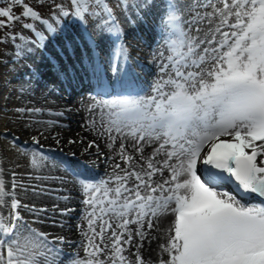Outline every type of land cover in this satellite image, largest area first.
<instances>
[{
    "label": "bare ground",
    "instance_id": "1",
    "mask_svg": "<svg viewBox=\"0 0 264 264\" xmlns=\"http://www.w3.org/2000/svg\"><path fill=\"white\" fill-rule=\"evenodd\" d=\"M201 1H177L180 19L183 21V24L177 26V33L184 36L182 44L178 41L177 55L185 57L182 63L185 65L178 64L177 69H188L192 75L179 80L175 88L198 97L201 106L199 111L202 114L201 122L191 139L196 141L198 134L207 133L210 130L209 124L213 125V135L221 132L235 136V139L229 140L235 141L239 153L248 155L259 152L253 165L258 170V178H263L262 135L248 120L222 128L221 115L218 114L221 108L216 105L219 103L221 106L225 96L215 82L223 74L229 75V60L224 58L220 61L219 53L229 50L235 41L239 43L241 33L250 31L249 34H253L254 29L249 24L255 21L259 23L264 19V1ZM137 3L142 10L149 8L146 0H137ZM36 15L35 13L34 17ZM138 22L140 21L129 17L122 22L124 30L129 31L124 41L128 40L131 45V29ZM158 25H161L159 30L162 31L159 45L152 50H144L142 46L138 54L142 61L140 64L143 63L147 70L152 68L153 71L151 78L147 79L149 88L146 93L132 100L136 116L128 117L121 112L124 105L122 98L107 102L89 97L70 99L64 90L57 87L50 90L51 94L43 93L31 98V107H37L40 112L34 114L32 126L27 125L25 135L30 143L43 150L50 149L77 156L88 167L102 171L103 183L81 182L75 175H69L61 162L32 153L37 179L53 187L49 190L50 193L64 194L67 197L31 195L28 196V202L35 208H43L45 214L54 217L53 223H44L41 229L54 238L56 245L72 251L73 259L67 261L54 247L28 237L24 243L27 242V247L39 244V256L27 253L13 260V264H31L25 259L39 264H181L183 242L181 232L177 229V209L186 204L196 192L189 167L198 160L201 147L205 143L209 144L212 138L204 143L201 141L200 145H203L196 150L195 143L187 147L183 144L185 139L167 137L161 128L152 124L157 121V117L152 119V123L147 120L148 116L156 112V102L160 101L163 107L171 108L172 103L167 102V96L168 91L174 88L167 77L170 64L166 53L170 48L163 43L171 34L173 41L177 39L174 34L175 26L167 21L165 24L159 21ZM153 31H157L155 25ZM110 33V29L105 28L96 35L104 38ZM262 42L260 38V43ZM181 45L185 48H180ZM218 46L222 48L221 51ZM240 48V52L229 51L233 54L231 58L236 63H233L236 69H246L257 78H264V61L247 47L240 45ZM175 59L176 57L173 62ZM211 88L214 89L208 91ZM203 96L208 100L204 106L199 98ZM48 110L50 111L47 112ZM195 110L191 101L177 99L175 113L183 114V118L175 119L173 116L170 125L179 131L185 129L193 119L190 114ZM208 144L205 145L206 148ZM153 155H156V164L151 163ZM167 159H171L173 167L165 164ZM8 183V172L2 164L0 188L4 200L0 203V216L9 213L6 197ZM140 192L158 194L165 204L148 215H142L137 209H129L127 206L117 207ZM221 197L228 198V195L221 194ZM248 198H251L250 195ZM92 208H95L94 212L91 211ZM240 208L246 212L253 210L252 206L244 204H240ZM73 213L79 214V219L68 224ZM0 264H3L1 253Z\"/></svg>",
    "mask_w": 264,
    "mask_h": 264
},
{
    "label": "rangeland",
    "instance_id": "2",
    "mask_svg": "<svg viewBox=\"0 0 264 264\" xmlns=\"http://www.w3.org/2000/svg\"><path fill=\"white\" fill-rule=\"evenodd\" d=\"M19 1L22 2L21 6L16 4L19 7L16 5L13 8L9 7L10 3H5L3 6L9 7L17 16L20 12L26 14L30 10L31 13L28 14H31L34 18L36 13L40 19L35 21L34 25H31L33 27L30 28V26H23L22 23L16 24L18 20L15 22L4 18V21L8 23L7 27L4 24L5 30L8 31L10 25H13V32L19 37V42L16 40H5L3 45L0 43V165L3 164L6 167L9 176L6 196L9 213L8 215L0 216V253L2 254V259H4L3 264H13V260L27 253L39 256V244L27 247V242L24 243L28 237L32 238L33 241L43 242L52 247L53 243H55L53 241L54 238L48 233H44L41 229L44 223H53L54 217L45 214L41 207L35 208L32 203L28 202V196L50 195L53 198H57V195H59L60 198L67 197L64 194L50 193L49 190L53 189V187L47 186L46 183H41V179H37V175L34 173L35 165L32 164L31 157L32 153H37L45 158L57 160L58 157L62 156L61 152H54V150L50 149L43 150L36 144H31L25 134L27 125L30 124L29 127L32 126L33 116L39 111L37 107H31L33 95L51 94L50 86L59 89H75L70 83L73 82L74 76L81 80L80 76L87 70V67H83L82 60H76L71 63V66L76 68L70 74L72 78L53 80L49 83L43 82L40 69H47L43 51H46V49L51 52L57 51L55 45H58L62 50L63 48L67 49L74 46L75 42L84 44L85 35L80 28L79 21L81 18L84 21V25L88 26V32H97L98 29L106 26L112 33L111 20L103 14L101 0H84L86 6L85 10H81V14L78 12L77 2L73 0ZM177 1L179 0H174L176 3ZM205 1L202 0L201 2ZM106 2L112 8L120 25L126 17L140 21L135 25L137 27H135L134 31L136 32L133 34V44L128 46L130 59L137 68L140 64V59L137 57L140 47L143 46L144 50H152L159 45L162 39V31L159 30L161 25H158V22L161 21V23L165 24L166 21L173 22L172 18L178 20V17L175 18L170 15L165 0H146L149 8L144 10L140 8L137 0H106ZM153 25L157 28L156 32L153 31ZM2 35L6 37L7 33L4 31ZM106 38L110 39L109 35ZM98 41L100 43L103 42L100 38H98ZM167 41L170 42L168 38L164 39L163 44L169 48ZM100 45L105 46L103 43ZM218 47L219 51H221L222 48ZM180 48L184 49L185 47L181 45ZM177 49L170 48L166 53L168 64H170L167 70V77L170 79L171 84L181 76H184L186 72H189L188 69L178 70L177 64L172 63V58L175 56ZM109 56L111 57V55ZM142 71L145 78H149L152 75H149L145 68ZM147 71H153V69L150 68ZM178 91L180 90L172 92L170 89L168 93L172 92L170 95L173 96ZM151 117L149 116V119ZM164 133L167 136L169 135L166 132ZM230 138L235 139L233 136ZM188 141L191 142V140ZM75 158L78 160L77 157ZM62 159L65 160L63 164L65 162L69 163L71 170H77L80 166V163L70 156L63 155ZM151 159V163L156 164V155H153ZM170 161L171 159H167L165 164L173 167V162ZM68 172L70 173L69 169ZM101 172H98V175H101ZM136 195L137 197L143 196L146 200H148V197H151L150 200L157 199L155 194L148 192H140ZM135 199L131 201H135ZM3 200L0 188V203ZM135 206L138 205L136 204ZM153 210L150 204L149 207L145 208L144 214H148ZM91 211L94 212L95 208H92ZM78 219L79 214L73 213L70 216V220H68V224L76 222ZM57 248L61 250L62 257H69L73 254L72 251L64 250L62 247ZM25 261L31 264H39L29 259H25Z\"/></svg>",
    "mask_w": 264,
    "mask_h": 264
},
{
    "label": "trees",
    "instance_id": "3",
    "mask_svg": "<svg viewBox=\"0 0 264 264\" xmlns=\"http://www.w3.org/2000/svg\"><path fill=\"white\" fill-rule=\"evenodd\" d=\"M75 1L80 3L82 0H75ZM20 2L21 1H19V0H0V36H1L0 37V43L2 45L4 44L5 40L12 41V40L18 39L17 35L13 32V29H14L13 25H10V28L8 29V31L5 30L4 24H5V27H7L8 23H6L4 21V18L13 20L15 22L18 20L16 24L22 23L23 26H31L32 23L35 21L33 16H31V14H28V13H31L30 10H28L29 12H27L26 14L23 12H20V13H18V16H17V14H14L12 10H10V8H9L10 6L12 8L16 7L17 5L21 6L22 2L21 3ZM5 3H10L8 8L3 6V4H5ZM19 6H17V7H19ZM4 31L7 33V36H6L7 38L4 37V35H2V33Z\"/></svg>",
    "mask_w": 264,
    "mask_h": 264
},
{
    "label": "water",
    "instance_id": "4",
    "mask_svg": "<svg viewBox=\"0 0 264 264\" xmlns=\"http://www.w3.org/2000/svg\"><path fill=\"white\" fill-rule=\"evenodd\" d=\"M245 184L253 189L261 198L264 199V178L258 179L255 173V170H248L243 174Z\"/></svg>",
    "mask_w": 264,
    "mask_h": 264
}]
</instances>
